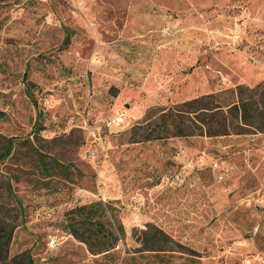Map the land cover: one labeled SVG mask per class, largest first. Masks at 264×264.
I'll return each instance as SVG.
<instances>
[{
    "label": "rangeland",
    "instance_id": "374dc122",
    "mask_svg": "<svg viewBox=\"0 0 264 264\" xmlns=\"http://www.w3.org/2000/svg\"><path fill=\"white\" fill-rule=\"evenodd\" d=\"M262 81L264 0H0V264H264V132L129 140L152 106ZM97 199L125 227L105 257L65 228Z\"/></svg>",
    "mask_w": 264,
    "mask_h": 264
},
{
    "label": "trees",
    "instance_id": "16d2710c",
    "mask_svg": "<svg viewBox=\"0 0 264 264\" xmlns=\"http://www.w3.org/2000/svg\"><path fill=\"white\" fill-rule=\"evenodd\" d=\"M224 93L231 94L233 100L224 103ZM251 129L264 132V81L253 87L238 84L225 92L201 94L172 105L152 106L131 126L129 140L217 137L249 133ZM19 143L32 151L42 171L65 169L66 175H69V164L42 152L31 139L25 138ZM12 150L13 141L8 138L0 156H8ZM112 203L111 200L97 199L75 205L65 212V228L68 233L84 243L93 255H112L110 252L125 237V227L118 216V209ZM8 241L9 235L0 234V258Z\"/></svg>",
    "mask_w": 264,
    "mask_h": 264
}]
</instances>
